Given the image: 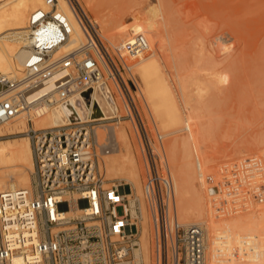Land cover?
<instances>
[{"label":"built area","instance_id":"2783aa9c","mask_svg":"<svg viewBox=\"0 0 264 264\" xmlns=\"http://www.w3.org/2000/svg\"><path fill=\"white\" fill-rule=\"evenodd\" d=\"M44 7L28 17V55L22 70L0 72V124L23 117L30 142L31 189L0 192V264H144L136 251L139 229L132 223L122 186H105L99 164L116 144L99 141L87 95L100 79L110 81L120 99V116L137 134L144 176L142 192L150 219L148 264H207L206 239L199 225L185 226L176 215L174 189L166 164L162 136L150 137L131 91L133 63L148 49L146 38L134 34L111 49L98 35L78 0H43ZM65 5V9L63 5ZM74 25L82 42L68 45ZM55 83L49 92L41 90ZM79 93L89 106V119L52 128H35L34 111L44 102L57 104ZM213 206L237 211L247 206L242 181L219 175ZM238 181V184H235ZM226 199H223L225 198ZM76 216H64L70 205ZM121 213H117V209ZM222 208V209H223ZM134 210L139 213L138 204ZM134 220L138 221L135 217Z\"/></svg>","mask_w":264,"mask_h":264},{"label":"rangeland","instance_id":"374dc122","mask_svg":"<svg viewBox=\"0 0 264 264\" xmlns=\"http://www.w3.org/2000/svg\"><path fill=\"white\" fill-rule=\"evenodd\" d=\"M158 1L131 0L130 3L136 2L137 9L126 17L125 28L128 36L121 41L125 42L134 34H144L148 49L137 60L155 56L157 63L152 65L151 70L157 71L156 75L159 74L168 87L170 97L177 104L180 123L177 122L165 130L159 124L158 115L146 111L141 104L140 92L134 94L131 91V95L150 137L154 140L155 133L161 134L168 168L170 163L168 164L166 152L172 145L175 147L173 153L176 162L180 160L184 150L189 152L195 160L192 161L196 162L192 164L196 165L193 167L194 176L191 179L193 190L190 193L187 223L184 225L206 223L207 263L225 264L220 250L224 245L229 264H264V0H166L170 8L167 3L168 7L165 6L166 1L163 0L164 4ZM78 2L88 18L94 22V13H91L83 0ZM116 2L121 4L125 0H95V5L107 12L117 6ZM94 27L109 49L112 45L122 43L101 34L102 32ZM132 28L136 30L131 32V35L129 30L132 31ZM209 64L211 65L208 66ZM132 66V72L139 82V90L143 93L140 77L136 73L137 65L133 63ZM209 71L223 76L220 81L214 78L217 91L211 95H198L193 88L194 81L200 80L206 84V73ZM106 83L108 85L110 81ZM181 84L188 86L187 98L181 94ZM147 103L151 107L152 101L147 100ZM151 117L156 121L155 126ZM105 123L119 124L125 129L138 166L142 170L140 193L137 194L132 188L127 195L130 202L132 199L138 200L141 214H144L141 216H145L137 218L138 221L133 219L139 231L141 221L146 219L149 263L151 227L141 199L144 169L137 135L127 120H106ZM96 129L98 140L102 141L105 131L101 138V129ZM20 136L26 137L25 134H16L1 136L0 139ZM116 147L115 144L108 154H112ZM211 156L212 159L207 158ZM203 157H206L205 161ZM209 172L212 173L211 176L208 175ZM220 172L222 175L229 174L239 179L240 183L242 181L240 189L245 188L248 194L246 208L231 211L222 207L223 209L219 208L220 211H217L218 205L213 206L220 201V197L211 201L216 187L222 186V183H219ZM202 174H205L204 177ZM105 179L106 187L111 183L117 184L118 181L124 183L117 177L105 176ZM235 184H238V181H235ZM223 199H226V196ZM117 213H121L120 208ZM176 214L178 218V212ZM180 220L178 218L182 223ZM247 234L251 240L246 238ZM227 240L230 242L228 245L225 243ZM249 253H253V259L249 258Z\"/></svg>","mask_w":264,"mask_h":264},{"label":"bare ground","instance_id":"6f19581e","mask_svg":"<svg viewBox=\"0 0 264 264\" xmlns=\"http://www.w3.org/2000/svg\"><path fill=\"white\" fill-rule=\"evenodd\" d=\"M83 1L85 2V5L88 6V8L92 11L91 13L92 14L94 13L95 20L92 23L94 24V26L98 28V30H100V32H102L101 34H104L105 36L109 38L115 39V41L116 40L121 41L122 39L128 36L126 32V28H125V19L129 14H131L134 10L137 9L135 6L137 5L136 2L130 3L131 0L130 1L125 0V2L121 4L116 2L117 6L115 8L112 6L113 7L112 10L103 12L102 9L98 8L95 5V0H83ZM164 1L159 0L158 2H162L164 4ZM166 3L167 1L165 2V6H166ZM62 5H63V8L65 9V5L64 4ZM41 7H44L43 0H0V72L1 73L17 74L22 70L24 61L28 55V52L26 48L24 47L28 17L34 10L41 8ZM163 8L164 10H166L165 7ZM170 10L171 9H169V11ZM165 13L167 14V10L165 11ZM171 23L173 24V21L170 22V25L172 27ZM132 29H133L132 31L131 29L129 30L130 34L131 32L136 30L135 28H132ZM139 34H142V33H139ZM142 35L144 36V34ZM82 40H83L82 33L78 30L76 25H74V34L71 37L68 45H77L79 42H82ZM116 45H112V46H116ZM154 63L155 64L157 63V60L154 55L151 58L149 56V58L145 57V58H142V60H139V61L136 60L134 62V64L137 65L136 73H138L140 77L139 81H141L142 83L141 84L142 86L140 87H143V90H142L143 93H141V91L139 90L140 89L139 82L136 79V75L132 72V69H131L133 80L136 85L133 93L135 94V93L140 92V96H141L140 101H141V104L146 109V111H152L155 115H158L159 124H161V126L165 130H168L173 125L177 124V122L180 123L181 117L179 114L177 104L170 97V92L168 90V87L164 84V80H162L159 74L156 75L157 71L151 70V67ZM210 65L211 64H209L208 66ZM208 68L209 67H207V69ZM209 69L211 70V68ZM206 74H207V79H205L207 80V82H205L206 84H204L200 80L194 81L193 88L195 90V93L197 92L198 95H201L203 93L211 95L212 93H214V91L216 90V87H215L216 85H214L216 84L215 83L216 81L214 82V78L217 81H220L223 77L222 74H218L215 71H209ZM109 84L107 85L105 79L102 78L100 79V81L96 83L95 87L92 90L87 92V95L90 97V99L93 102V107L99 112V114H97L96 116H91V119L94 118L96 119V121L97 120L106 121V120H110L113 117L120 116L119 114L120 113V108H119L120 99L118 95L116 94L115 88L112 86L111 83ZM54 85L55 83L47 85L41 90V92L51 91ZM187 87L184 84L180 85L181 94L185 98L188 97ZM147 100L152 101L151 107L148 106ZM88 113H89L88 104L86 103V101L84 100L81 94L76 93L72 95L70 98H68L67 100L62 101L57 104H49V103L44 102L39 107H37L36 110L34 111L32 122L35 128H52V127H57L60 125H66L68 123H71L74 117L78 121H86L89 119ZM151 119H152L153 125L155 126L156 121L154 120L153 117H151ZM27 126H28L27 120L23 117L17 118L16 120H13V121L2 123L0 124V137L7 136V135L9 136V135L22 134L27 129ZM96 128L101 129L100 130V132H102L100 133L101 138H102V134H104L103 132L105 131L103 138L108 136L112 138L117 145L116 150H114L112 154H108V155L105 154L102 156V158L104 157L105 158L104 159L101 158L99 168L102 174L104 175V179H105V176L111 177V178L117 177V179L118 178L122 179L124 181L123 183L124 185L122 184L121 181H118L117 185L123 187L124 193L127 196V198L129 196L127 195V192H129L132 188H134L137 191V194H139L140 193V188H139L140 187V172L142 170L138 166L136 155L132 148L131 141H130V138L127 132L119 124H114V123L104 124L103 122V123L97 124L94 127L97 138H98V134H97ZM136 140L138 141V139ZM183 141H184V138H183ZM174 149L175 147L172 145V147L168 148L166 152L168 156L167 159L169 160L168 164L170 163L168 170L170 169L169 173H170L172 183H173L176 212H178L179 214L178 218L181 219L180 220L182 222L181 224L184 225L185 222L187 223L186 217H187L188 208L190 207L189 200H191L190 193L193 190L191 179L194 176L193 167H196V165L195 166L192 165L194 163L192 159L194 160V158L189 152H186L185 150L183 151L180 160L176 162L175 160L176 156L173 153ZM139 153H140V150H139ZM205 158L203 161H205ZM207 158L212 159L213 157L211 156ZM32 172H33V158H32L30 142L27 136L0 139V192L3 190H14L19 187L31 189ZM211 174L212 173L208 175L211 176ZM203 175L205 174H202V176ZM141 199H142L145 211L147 213V217L149 220V226H150V219H149L148 211H147V208L144 202V197H143V192H142V184H141ZM128 200L130 199L128 198ZM135 203L138 204V200L132 199L131 202L129 201V206H128V208L130 209L131 221H133L132 223H135L133 220L135 217L136 218L145 217V216H141L144 214H141L142 211H140L139 206H138L139 215H137V213L134 210ZM79 213H80V207L76 206L75 204H71L70 209L68 211L63 212L62 214L64 216L70 217V216H76ZM145 220L146 219L144 218V220L141 221L140 223L141 229L139 231V248L136 251V253H138V256L141 257L144 264L145 263L147 264L149 244H148V239H147V235H148L147 227L148 226ZM199 226L203 228L204 234H205V230L207 227L206 223L200 224ZM246 238L251 240L249 238V235L246 236ZM140 240H141V243H140ZM225 243L226 245H228V243L230 242L229 240H227V242L225 241ZM226 245L225 247H227ZM222 246L223 247H220V250L222 252V260L225 264H229L227 253L225 254L226 249L224 248V245ZM230 247H231V244H230ZM230 247H228V249H231ZM231 251L233 252L234 249H232ZM251 254L249 255L250 257L249 256L248 257L249 258L252 257L253 259V256ZM205 258H206V263H207V245H206ZM252 259H249V260L251 261Z\"/></svg>","mask_w":264,"mask_h":264},{"label":"water","instance_id":"95a60500","mask_svg":"<svg viewBox=\"0 0 264 264\" xmlns=\"http://www.w3.org/2000/svg\"><path fill=\"white\" fill-rule=\"evenodd\" d=\"M97 114H99V112L95 108H93V110H92V116H96Z\"/></svg>","mask_w":264,"mask_h":264}]
</instances>
